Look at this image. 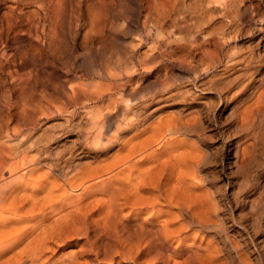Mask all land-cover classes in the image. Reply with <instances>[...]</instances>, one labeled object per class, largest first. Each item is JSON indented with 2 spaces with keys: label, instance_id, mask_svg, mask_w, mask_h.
Here are the masks:
<instances>
[{
  "label": "rangeland",
  "instance_id": "obj_1",
  "mask_svg": "<svg viewBox=\"0 0 264 264\" xmlns=\"http://www.w3.org/2000/svg\"><path fill=\"white\" fill-rule=\"evenodd\" d=\"M136 1L0 0V144L11 152L7 166L22 181L57 182L56 196L71 193L70 182L95 181L115 163L121 138L133 135L123 130L125 120L140 121L147 137L160 120L198 116L204 186L219 198L227 225L221 243L230 248L252 236L253 261L264 264V0H222L209 31L220 35L208 45L195 24L212 21L193 10L192 30L172 26L197 35L193 53L175 48L166 39L170 31H159L142 6L133 10ZM16 6L22 16L10 28ZM212 58L217 64L207 71Z\"/></svg>",
  "mask_w": 264,
  "mask_h": 264
},
{
  "label": "bare ground",
  "instance_id": "obj_2",
  "mask_svg": "<svg viewBox=\"0 0 264 264\" xmlns=\"http://www.w3.org/2000/svg\"><path fill=\"white\" fill-rule=\"evenodd\" d=\"M142 1L132 2V9L142 6L155 17L159 31H170L166 39L175 48L193 53L200 47L197 35H181L172 28L192 30L193 10L212 21L205 27L195 24L201 40L204 35L203 45L219 38L211 27L220 20L222 0H199L194 8L187 0ZM13 11L10 28L22 16L19 6ZM205 63L207 71L217 64L215 58ZM249 116L248 107L243 125L249 126ZM139 123L125 120L123 130L133 135L121 138L112 169L104 168L106 173L95 181L70 182L71 193L59 196L54 194L57 182L22 181L24 175L7 166L11 152L0 144V264H257L252 236L243 245L231 242L230 248L221 243L227 225L219 198L204 186L197 146L201 118L170 116L147 137L146 129L138 130ZM103 133L98 141L103 142ZM136 138L140 140L133 142ZM106 140L114 143L113 138ZM249 148L242 147L243 158ZM94 189L99 193L93 195ZM208 233L212 237L206 241ZM68 246L76 249L59 253Z\"/></svg>",
  "mask_w": 264,
  "mask_h": 264
}]
</instances>
